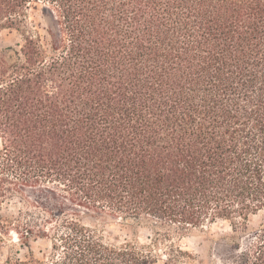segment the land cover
<instances>
[{"label":"trees","instance_id":"16d2710c","mask_svg":"<svg viewBox=\"0 0 264 264\" xmlns=\"http://www.w3.org/2000/svg\"><path fill=\"white\" fill-rule=\"evenodd\" d=\"M4 30V264H193L218 222V264H264V0H0Z\"/></svg>","mask_w":264,"mask_h":264},{"label":"rangeland","instance_id":"374dc122","mask_svg":"<svg viewBox=\"0 0 264 264\" xmlns=\"http://www.w3.org/2000/svg\"><path fill=\"white\" fill-rule=\"evenodd\" d=\"M30 19L38 21L40 19V12L32 9L30 11ZM19 41L20 36L15 31L9 32L8 30H4L0 33V46L15 44ZM12 211V206L5 210V212ZM259 219L260 216H253L251 224H256ZM86 222L92 226H97L102 229L104 234L114 242L121 243L126 239L137 240L140 243H148L150 241L151 230L144 225H126L107 218H88L86 219ZM230 231L231 227L228 222H218L204 228V231L197 229L190 232L188 235L183 236L180 239V244L185 249H189L190 251L198 254L197 261L193 264H218L219 262L217 261V257L215 255L218 251V245L215 241L220 235L229 233ZM12 242L16 244L13 249L19 250L20 256L23 257L28 254L27 248L18 244L17 235L14 232L12 233ZM11 243L7 242V244L0 247V264H4L6 255L13 250ZM31 245L38 257L46 255L50 248V243L45 239L32 241ZM158 264L164 263L159 262Z\"/></svg>","mask_w":264,"mask_h":264}]
</instances>
